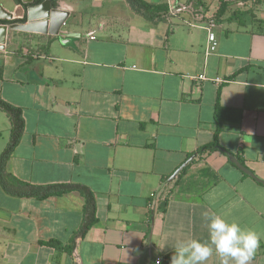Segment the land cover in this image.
<instances>
[{
	"label": "crops",
	"instance_id": "obj_1",
	"mask_svg": "<svg viewBox=\"0 0 264 264\" xmlns=\"http://www.w3.org/2000/svg\"><path fill=\"white\" fill-rule=\"evenodd\" d=\"M57 2L69 12L62 31L80 36L9 31L0 48V97L25 120L7 171L34 185L88 187L97 220L76 239L81 192L18 197L0 185V264H171L176 241L208 239L205 211L255 230L250 264H264V184L228 154L197 152L213 140L220 90L229 110L219 142L264 180V0L223 12L224 0H170L175 13L168 6L158 21L127 0ZM211 20L218 46L207 54ZM10 130L0 110V154Z\"/></svg>",
	"mask_w": 264,
	"mask_h": 264
},
{
	"label": "trees",
	"instance_id": "obj_2",
	"mask_svg": "<svg viewBox=\"0 0 264 264\" xmlns=\"http://www.w3.org/2000/svg\"><path fill=\"white\" fill-rule=\"evenodd\" d=\"M17 4H23L22 0H14ZM45 0H34L35 4H40ZM54 7H57V0H50ZM259 1V0H256ZM129 5L134 11L142 15L143 17L152 20L158 21L163 18V14H167L168 5L165 4H154L146 2L145 0H127ZM226 9V4H222L219 8V12H223ZM20 21V20H15ZM11 21L1 20L0 23H9ZM14 22V21H13ZM1 75V74H0ZM0 110L4 111L11 122L10 138L7 143V146L0 154V185L1 187L12 196L18 197H37V198H46L51 195H61L71 191H79L85 197V206H84V220L83 223L76 233V239L83 238L86 233L89 231L91 226L96 222V201L94 193L86 186L75 183H54L46 185H34L26 183L14 177L11 173L7 171V162L15 150L16 146L19 144L24 129H25V120L23 117V111L20 107H17L6 100L0 97ZM229 109L223 107L220 104V90L218 91L215 111H214V120H215V131L213 140L203 146H201L197 152L203 154L204 152H214L220 151L224 154H231L230 151L223 148L219 142L220 133L223 130V122L226 118L225 113ZM195 153L189 154L187 157L190 158L194 156ZM238 160L244 164V159L239 154L236 155ZM186 159V160H187ZM228 161H230L228 159ZM185 167L180 175L186 171ZM162 202L159 207L162 206V209L166 207L167 197L161 200ZM50 245L54 247H59L57 241H49Z\"/></svg>",
	"mask_w": 264,
	"mask_h": 264
},
{
	"label": "clouds",
	"instance_id": "obj_3",
	"mask_svg": "<svg viewBox=\"0 0 264 264\" xmlns=\"http://www.w3.org/2000/svg\"><path fill=\"white\" fill-rule=\"evenodd\" d=\"M226 215L203 212L208 239L176 241L172 246L171 264H207L213 254L220 264H250L261 237L253 229L244 228L235 221L229 222Z\"/></svg>",
	"mask_w": 264,
	"mask_h": 264
},
{
	"label": "water",
	"instance_id": "obj_4",
	"mask_svg": "<svg viewBox=\"0 0 264 264\" xmlns=\"http://www.w3.org/2000/svg\"><path fill=\"white\" fill-rule=\"evenodd\" d=\"M22 3L23 4H20L19 8L14 12L6 10L0 4V21H11L9 23H0V48H4L9 31H22L66 37L80 36L78 33L62 31V27L69 17V12L59 6L54 7L50 0H45L40 4H35L34 0H22ZM229 159L245 174L264 184V180L259 179V177H257L251 169L242 164L235 155L229 154ZM187 164L188 161L181 165L170 179H174Z\"/></svg>",
	"mask_w": 264,
	"mask_h": 264
},
{
	"label": "built area",
	"instance_id": "obj_5",
	"mask_svg": "<svg viewBox=\"0 0 264 264\" xmlns=\"http://www.w3.org/2000/svg\"><path fill=\"white\" fill-rule=\"evenodd\" d=\"M166 1H167L168 6L171 7L170 12L174 14L175 11H174V8L171 5L170 0H166ZM214 24H215V22L213 20H211L210 23H209V27H208L209 34H208V44H207V49H206V53L207 54H210V53L216 51L217 46H218V42H217V40L215 38V34H214V32H212V27L214 26ZM192 78L193 79H198V80H207L208 79L205 74H199L198 76H192ZM216 81H221V79H216ZM151 197L152 198L155 197V193H152ZM157 202H158L157 199H153L149 203V207L150 208H156V206L158 205ZM161 262H162V259H158L157 264H161Z\"/></svg>",
	"mask_w": 264,
	"mask_h": 264
},
{
	"label": "rangeland",
	"instance_id": "obj_6",
	"mask_svg": "<svg viewBox=\"0 0 264 264\" xmlns=\"http://www.w3.org/2000/svg\"><path fill=\"white\" fill-rule=\"evenodd\" d=\"M236 1L237 0H229V1H225L224 0V2L225 3H227V5H226V7H229L231 10L233 9V5H234V3H236ZM3 3L7 6V7H9V0H3ZM2 111V110H1Z\"/></svg>",
	"mask_w": 264,
	"mask_h": 264
}]
</instances>
